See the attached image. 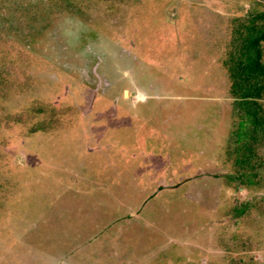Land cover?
Here are the masks:
<instances>
[{"label":"rangeland","instance_id":"rangeland-1","mask_svg":"<svg viewBox=\"0 0 264 264\" xmlns=\"http://www.w3.org/2000/svg\"><path fill=\"white\" fill-rule=\"evenodd\" d=\"M15 3L0 65L27 81L0 75V264H264V147L243 184L220 67L229 17L264 2Z\"/></svg>","mask_w":264,"mask_h":264},{"label":"trees","instance_id":"trees-1","mask_svg":"<svg viewBox=\"0 0 264 264\" xmlns=\"http://www.w3.org/2000/svg\"><path fill=\"white\" fill-rule=\"evenodd\" d=\"M15 1L0 0L2 20H5L8 15L14 18L18 16L19 12ZM248 1L250 4H259L260 6L264 2V0ZM229 25L232 39L227 57L221 61L220 67L225 68L229 77V92L233 98L234 112H237L241 118L230 132V140H232L231 143H239L235 148L237 151L236 164L247 169V172L244 173V180H241L243 184L246 182L252 185L256 179L250 172L253 171L259 175L261 170L259 167L251 166L250 162L259 157L258 152H263L264 147V11L254 8L241 16L233 15L229 17ZM8 29L11 31L10 28ZM0 75L21 82L27 79L23 76L20 68L6 64L0 65ZM34 112L33 110V113L26 117L34 116ZM35 113L39 114V112ZM0 120H2V115H0ZM18 120L22 122V125L27 122V119L22 117ZM37 129L46 130V127L37 124L32 131ZM254 161L257 162V160ZM258 164L262 168L264 162ZM6 165L7 162L0 157V178L8 171L7 167V169H3V166ZM256 168L258 171H255ZM242 214L243 210H238L236 215L240 217ZM0 218L2 217L0 216Z\"/></svg>","mask_w":264,"mask_h":264},{"label":"crops","instance_id":"crops-1","mask_svg":"<svg viewBox=\"0 0 264 264\" xmlns=\"http://www.w3.org/2000/svg\"><path fill=\"white\" fill-rule=\"evenodd\" d=\"M124 92H125V93H126V92H129L128 95H130V93H131L130 91H128V89H127V91H124ZM143 96H144V95H143ZM143 96L141 95V97H143ZM146 97H147V96H146ZM143 98H144V97H143ZM127 100H129V99H127ZM146 100H147V99H142V100L138 101V93H136V95H134V97H133V103H132V104H133V105H134V104L137 105V104H141V103L143 104V103L146 102ZM137 102H138V103H137ZM128 105H129V104H128ZM136 107H137V106H136ZM136 119L139 120V121H141L140 119H138V117H136Z\"/></svg>","mask_w":264,"mask_h":264}]
</instances>
